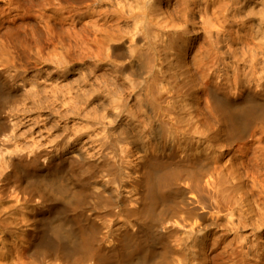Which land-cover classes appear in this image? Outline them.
Wrapping results in <instances>:
<instances>
[{
  "label": "rangeland",
  "instance_id": "obj_1",
  "mask_svg": "<svg viewBox=\"0 0 264 264\" xmlns=\"http://www.w3.org/2000/svg\"><path fill=\"white\" fill-rule=\"evenodd\" d=\"M194 1L199 10L188 21L190 1L159 0L144 40L130 37L132 22L118 20V9L95 0H35L33 6L29 0H0V264H264V226L258 222L264 215L263 126L256 123L232 152L222 150L225 127L212 103L215 82L209 85L221 75L217 46L228 52L222 60L229 79L220 78L226 89L235 93L246 83L252 45H264V0ZM260 57L264 61V46ZM123 128L125 133L116 130ZM142 144L155 148L148 154L153 158L173 163L197 156L194 169H218L219 197L226 184L227 196H242L231 198L237 201L233 223L222 220L192 233L177 229L157 245L146 228L130 226L137 239L123 238L122 224L130 219L125 208L136 206L125 198L146 188ZM242 156L247 169L241 171ZM235 167L243 183L228 176ZM198 206L201 212L204 204ZM183 209L179 216L197 219ZM236 220L244 223L238 229ZM57 224L65 226L60 239L52 234ZM83 225L99 253L69 260L56 249L40 248L41 238L61 243ZM163 245L166 258L160 255Z\"/></svg>",
  "mask_w": 264,
  "mask_h": 264
},
{
  "label": "bare ground",
  "instance_id": "obj_2",
  "mask_svg": "<svg viewBox=\"0 0 264 264\" xmlns=\"http://www.w3.org/2000/svg\"><path fill=\"white\" fill-rule=\"evenodd\" d=\"M29 1H30V6L33 4V2H35V0H29ZM95 1L100 6L109 5L112 8H116V10L118 9V12H120V16H119L118 20L121 19L122 21H125V22H132V24L130 23L132 26V29H131L130 33H128L129 35H131L130 37L134 38L136 36L137 37L140 36V38L143 37L144 40H148L147 36L150 33L149 29H150L151 20H152L151 17H152V14L155 13V11L159 10L158 9L159 0H121V1L120 0H95ZM188 1H190V4H188L189 6L188 5L186 6V12H187L186 15H187L188 21H191L194 19L193 17L197 11V9L195 7H197L199 10V6L197 5L196 1H194V0H188ZM202 17L203 16H200V18H202ZM201 20L203 21V18ZM258 29L262 30V29H260V27ZM152 34L153 33H151V35ZM151 35H149V39H150ZM157 36L158 35H155V37H157ZM125 37H127V36H125ZM222 37L225 38L224 36H222ZM260 39H261V37H260ZM130 40H131V38H130ZM221 41L222 40L219 38V35L215 36V43L217 45L221 44L220 43ZM149 43L151 44L152 42H149ZM257 43H259V44H257ZM257 43L254 42V44L252 45V48H251V54H252V57H251V62H252L251 74H250V76L247 77V81L245 80L246 81L245 84L241 85L239 88L236 87L235 93L229 92L226 89L227 86L225 87L224 82L220 81L221 77H222V80L229 79L228 75H227L228 72L226 73V70H225V63L222 60L223 59L222 55H224L225 53H228V52L222 51L223 49L220 50L219 46L216 47L217 52L219 54V65L221 66L218 70V73L221 72V75L213 76L209 82V85L211 86V84H210L211 81L215 82L214 86L213 87L211 86L214 90L210 88L211 92L213 90V92H212V103H213V107H215L216 111L219 112L220 115L222 116V121L224 123V126L223 125L222 126L225 127L224 128L225 133L223 134L224 135V138H223V144L224 145L221 146V144H220V146L222 147V150H223V148H226V150L229 153L233 151L232 145L235 142L243 141L247 137L250 136V132L252 131V128L256 123L262 124L263 127L261 128V130H262V134L264 133V65H263L264 61L261 60L262 57H260V52H262V48L264 45L260 44V40ZM144 45H145V48L147 49L146 53L148 52V57H146V58L148 59L151 56V58L153 59L155 57L154 52H153V48L148 46L149 44L147 43V41ZM152 59H148V60L152 61ZM261 61L263 63L262 65H261ZM149 64H152V62H150ZM259 65H261V66H259ZM217 92L218 93L220 92L219 94L222 95V97L220 95H219V97H221V98L215 96L218 94ZM117 115L121 116V114H116V116ZM218 117H219V115H218ZM155 127H156L155 129L158 128L157 126H155ZM254 127L256 128V126H254ZM150 128L153 129V127H150ZM123 129L124 130L121 129L122 131H120V130L118 131V129H116V130H117V132L125 133L127 131V128H123ZM158 130H159V128H158ZM212 133L214 134V132H212ZM150 135H148V137H150ZM153 135H154V133H153ZM155 137L157 138L158 134ZM162 139L166 140L164 137ZM263 140H264V136L261 137V141H263ZM250 141H252V140H250ZM165 143H166V141H165ZM151 144H150V146H151ZM144 145L142 144L143 147H141L140 151H139L140 152V160L139 161H141V163H139V164L144 166L143 170H145V171H143L142 175H143V179H144V183H145L146 188H145L144 193H142L141 195L139 193V197H134V196L132 197L131 196V197L125 198V202H127V203L129 202L131 204L134 201L136 203V206L131 207V208L130 207L125 208V210L128 214V217L130 219L127 220L124 224H122L125 226V228L123 227L124 230L120 233V235L123 238L129 239L128 241H133L135 238L137 239V233H135L130 228V226L137 227L138 232H140L141 230H144L146 228L147 231L152 233V235L154 237L153 244L155 243L157 245V243H162V242L164 244V241L169 240L171 235H173L174 231H178L179 229L181 230L182 228L187 230L188 233L189 232L192 233V232H201V231L205 230L209 225H217L222 220L223 221L224 220L229 221V222L233 223V218L235 219V209L237 208V207L236 208L234 207L236 205V204L234 205V203H236L237 201L233 203V201L231 202V200H233L231 198L239 196V194H237L238 191H235V189H234L235 187L234 188L232 187L233 188L232 194L235 191V192H237L236 193L237 195H235V196L233 195L232 197L231 196L229 197V195H230V193H229V195L227 196L226 193L228 190L231 189V187L229 189L227 186L228 184H226L225 187L228 190H226L224 188L222 189L220 187L222 190H225V191L223 192L224 195H221L222 199L219 197L220 196L219 186H220V184H222V183H219V181H222V178H221L222 176H221L220 172L218 171V169L215 168L212 172H210V169H207L206 166H204L206 169H204L203 166L201 167L202 168L201 170L194 169L195 162L198 160H201L197 156L196 157L192 156L193 157L192 158L189 155L186 158H184L183 160H179L177 162L175 161L176 163L174 161H173V163L169 162L170 158L167 161L162 160L161 158H163V157L153 158L154 156L153 157L148 156V154L150 153L149 150H151L152 148L148 149V148H150V146L147 148V147H144ZM156 145H158V144H156ZM163 145H164V143H163ZM146 146H147V144H146ZM152 147H154V144ZM213 147H215V145H213ZM154 149H152V150H154ZM216 149H218V148H216ZM240 149H241V147H240ZM249 149H247V150L249 151ZM226 150H224L225 153L227 152ZM241 150L242 151H240V150H238V151H240L244 155L245 154V152H243L244 149H241ZM220 152H221V150H220ZM153 153H154V151H153ZM213 153L216 155L215 152H213ZM263 153H261L260 158H261V156H263L262 155ZM71 154H72V156L75 155L73 153H71ZM221 154H224V153L221 152ZM215 155H214V157H215ZM245 155H247V154H245ZM87 156H88V154H87ZM102 157H104V156L102 155ZM237 157L234 159L237 160ZM243 157L244 156H242L240 158V160H239L240 162L238 161L239 166L237 165V162H236V164L234 163L235 166L239 167V170L241 169L240 167H242V169L245 168L246 162L244 160H242ZM83 158H84V156H83ZM84 159L86 160V158H84ZM99 159H101V157ZM202 160H204V159H202ZM229 160H230V158H229ZM260 160L263 161V163L262 162L261 163H262V165H264V156ZM199 162H201V161H199ZM231 163L233 164V162H231ZM261 163H259V164H261ZM197 164L198 163H196L195 165L197 166ZM232 164H231V166H232ZM208 165L209 164L207 163V166ZM262 165H261V167H262ZM213 167L211 169H213ZM216 167H219V165H217ZM238 167H235L236 169L230 168L229 174L227 172L228 176H230L232 181H233V179H237V178L238 179L240 178V180L242 179L241 181L244 180L243 179L244 175H241V176H243V178L241 176L238 177V174L242 171V169H241V171L237 170ZM248 167H249V165H248ZM259 167H260V165H259ZM137 169H139V168H137ZM137 169L134 167V170H136V173L138 171ZM224 169L225 168H223V170ZM246 169H243V170H246ZM235 171H236V173H237V171H239V173L236 175ZM244 172H246V171H244ZM243 174H246V173H243ZM245 177H246V175H245ZM225 178H226V176H225ZM185 179H186V181L188 180L189 182L182 184L181 182ZM227 179L229 180V177ZM232 181L229 184L234 183V185H235V183H237V182H232ZM238 182H240V181L238 180ZM225 183H226V179H225ZM240 183H243V182H240ZM239 184L237 186L239 188H240V186H241V188L243 186V189H244V184L243 185H241V184L239 185ZM245 184H246V182H245ZM237 188H236V190H237ZM241 190L239 189V191H241ZM78 193L79 192H77L75 194H78ZM79 195L81 196V194H79ZM240 195H243V194H241V192H240ZM72 196H73V193H72ZM78 197H79L78 195H77V199L75 197V199H76L75 201H77L76 202L77 204H78L79 200H81V199H78ZM239 197H242V196H239ZM249 200H251V199H249ZM205 201H207V202H205ZM239 203H241V202H239ZM248 203H249V201H248ZM199 204H201V206L204 204V206H203L204 208L201 212L198 211V207H199L198 205ZM237 206H238V204H237ZM243 206H244V204H243ZM263 206H264V204H263ZM183 208L184 209L185 208L190 209L193 215H195V216L197 215V219L192 220L187 216H186L187 218L179 216L178 213L180 211L182 213L183 211L181 209H183ZM199 208H201V207H199ZM261 208H263V207L261 206ZM261 208H260V210H263ZM197 211H198V213H197ZM245 211H247V210L245 209ZM194 212H196V213H194ZM256 212H257V210H256ZM181 213H180V215H181ZM188 213L189 212H187V214ZM258 213H260V212H258ZM260 217L261 218H259V221L257 220L260 223L259 226H264V215L263 216L260 215ZM252 218H251V220H252ZM242 219H243V217H242ZM244 219H245V217H244ZM254 219L256 220V218H254ZM238 221L239 220H236L237 223L234 226L237 229L240 228V226H242L244 224L243 223L242 225H240L242 222L239 223L240 221L239 222ZM251 222H253V221H251ZM251 225H254V224L252 223ZM64 227H65L64 225H60V224L53 225L52 231L54 233H52V232L51 233L55 234L56 236L57 235L60 236L59 233H60V231L64 230L63 229ZM83 227H84V225L82 226V228L79 227L80 230H79V232H77V234L75 233V235L73 233H71V231H68V234L63 236L66 240H64L62 237L61 243L58 242L57 240L54 241L51 239H43V241H42V238H41V240H40L41 241L40 242L41 247L40 248L43 250H47V251L51 250V249H54L53 251H55V249H56V250L64 253L63 256H65L69 260L75 259L76 257L80 258L82 256H84L83 257V259H84L85 256L89 257V256H92L94 254L99 253L101 250L94 246L93 236L91 235V233L90 234L87 233V231H86L87 229H85ZM234 227H233V229H234ZM241 229H243V228H241ZM58 236H57V239H60V238H58ZM240 239H243V238L241 237ZM192 241L194 242V240H192ZM195 241H196V239H195ZM30 242H31L30 243L31 247H30L29 251L34 249L33 241L30 240ZM187 243H188V241H187ZM138 245H140V246H138L139 248L143 247L142 246L143 242L138 241ZM163 246L165 248L162 249V252L160 255H161V257L166 258V253L168 252L167 251L168 249H167L166 245H163ZM174 248L175 247H173V249ZM143 249H146L149 253L153 252V254L155 256L157 254L154 250H152L150 248L147 249L146 247H143ZM135 250H137V249H135ZM133 252H134V250H130V254H132ZM158 254H159V252H158ZM151 257H153V256H151ZM167 259H169V258H167ZM154 260H156V259H154Z\"/></svg>",
  "mask_w": 264,
  "mask_h": 264
}]
</instances>
